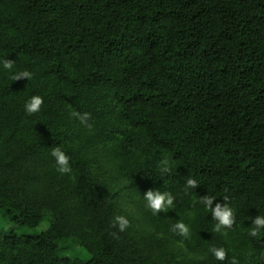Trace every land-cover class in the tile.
<instances>
[{
  "label": "trees",
  "instance_id": "16d2710c",
  "mask_svg": "<svg viewBox=\"0 0 264 264\" xmlns=\"http://www.w3.org/2000/svg\"><path fill=\"white\" fill-rule=\"evenodd\" d=\"M25 70L32 79L13 80ZM33 96L43 104L27 115ZM73 109L91 114V129ZM56 147L71 174L56 170ZM190 178L199 186L185 191ZM149 189L171 193L173 207L154 215ZM205 195L233 208L227 236ZM8 209L49 227L0 230V264H56L76 245L85 264H264V229L249 235L264 216V0H0ZM177 222L190 238L171 231Z\"/></svg>",
  "mask_w": 264,
  "mask_h": 264
},
{
  "label": "clouds",
  "instance_id": "9594fccd",
  "mask_svg": "<svg viewBox=\"0 0 264 264\" xmlns=\"http://www.w3.org/2000/svg\"><path fill=\"white\" fill-rule=\"evenodd\" d=\"M14 65V61L11 59H5L3 61V67L5 70L11 71ZM32 73L29 71L18 72L13 75V80L18 81L22 78L27 80L32 79ZM43 104V98L41 96H33L25 104V111L27 115H33L38 113L41 110ZM71 116L75 119H78L82 124L91 129L92 125L88 123L91 119V114L88 112H78L75 109L71 110ZM51 155L55 158L56 161V170L61 174H71L72 168L69 163L70 158L65 154L61 148L56 147L52 149ZM164 171H167L168 161H162ZM198 183L195 179H188L185 191L187 189H195L198 187ZM144 198L146 201V207L152 211V213L158 214L161 212H167L168 209L173 207L175 197L169 192H161L159 190L149 189L145 192ZM228 197H224V201H227ZM215 198L209 197L207 195L203 196L199 203L203 204L206 211H211L212 218L217 221L214 225L213 231L220 233L222 236H227L226 229L232 228L235 223V214L233 208L229 207L227 203H216L213 207V202ZM119 227V231L123 232L127 227L130 226V222L124 216H116L114 218L113 226ZM261 229H264V216L257 215L252 220V227L249 230V235L252 237H259L261 235ZM173 233H177L184 238H190L191 233L189 228L183 222H177L171 228ZM208 253H211L217 260L224 261L227 259V252L223 247L210 246L208 248ZM231 264H238V261L235 257L232 258Z\"/></svg>",
  "mask_w": 264,
  "mask_h": 264
},
{
  "label": "rangeland",
  "instance_id": "374dc122",
  "mask_svg": "<svg viewBox=\"0 0 264 264\" xmlns=\"http://www.w3.org/2000/svg\"><path fill=\"white\" fill-rule=\"evenodd\" d=\"M48 227V222H42L12 209L0 211V230H15L20 234L33 235L45 231ZM61 256L62 258L58 259L56 264H85V261L90 259L86 251L77 245L62 252ZM90 264L100 263L92 259Z\"/></svg>",
  "mask_w": 264,
  "mask_h": 264
}]
</instances>
